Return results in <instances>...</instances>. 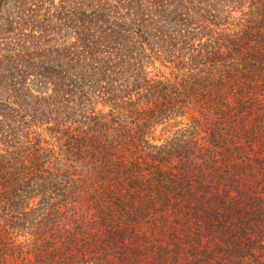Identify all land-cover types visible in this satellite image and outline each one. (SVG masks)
<instances>
[{
  "label": "trees",
  "instance_id": "16d2710c",
  "mask_svg": "<svg viewBox=\"0 0 264 264\" xmlns=\"http://www.w3.org/2000/svg\"><path fill=\"white\" fill-rule=\"evenodd\" d=\"M0 264H264V0H0Z\"/></svg>",
  "mask_w": 264,
  "mask_h": 264
},
{
  "label": "rangeland",
  "instance_id": "374dc122",
  "mask_svg": "<svg viewBox=\"0 0 264 264\" xmlns=\"http://www.w3.org/2000/svg\"><path fill=\"white\" fill-rule=\"evenodd\" d=\"M169 132H171V128H169L168 130H166L164 133L165 134H162V132H161V130H159L158 132H157V135H158V137L162 134V137H166L168 134H169Z\"/></svg>",
  "mask_w": 264,
  "mask_h": 264
}]
</instances>
